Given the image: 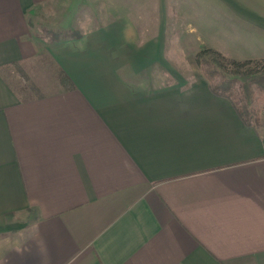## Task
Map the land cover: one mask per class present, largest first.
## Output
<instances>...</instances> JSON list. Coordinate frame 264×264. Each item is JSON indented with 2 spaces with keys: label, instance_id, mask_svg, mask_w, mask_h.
Returning <instances> with one entry per match:
<instances>
[{
  "label": "crops",
  "instance_id": "crops-1",
  "mask_svg": "<svg viewBox=\"0 0 264 264\" xmlns=\"http://www.w3.org/2000/svg\"><path fill=\"white\" fill-rule=\"evenodd\" d=\"M206 47L264 59V0H0V264H264V121Z\"/></svg>",
  "mask_w": 264,
  "mask_h": 264
},
{
  "label": "trees",
  "instance_id": "trees-1",
  "mask_svg": "<svg viewBox=\"0 0 264 264\" xmlns=\"http://www.w3.org/2000/svg\"><path fill=\"white\" fill-rule=\"evenodd\" d=\"M212 92L228 98L245 123L261 125L255 102L264 105V59L230 58L206 47L195 53V58ZM64 76L59 74L63 85ZM15 92H25L28 85ZM32 89V88H31Z\"/></svg>",
  "mask_w": 264,
  "mask_h": 264
},
{
  "label": "rangeland",
  "instance_id": "rangeland-1",
  "mask_svg": "<svg viewBox=\"0 0 264 264\" xmlns=\"http://www.w3.org/2000/svg\"><path fill=\"white\" fill-rule=\"evenodd\" d=\"M81 8H83V9L85 10V9H86V6L84 7V6L82 5ZM13 80H14V82H15L16 85L18 84L19 89H20V88H24V85H26L25 82H22V81L19 82V81H17V82H19V83H16V80H15V79H13ZM26 91H30V88H27V89L25 90V92H26ZM254 105H256V107H258L257 109L259 110V118H260V122H261V121H264V105H263L262 103H260L259 100L256 101Z\"/></svg>",
  "mask_w": 264,
  "mask_h": 264
}]
</instances>
